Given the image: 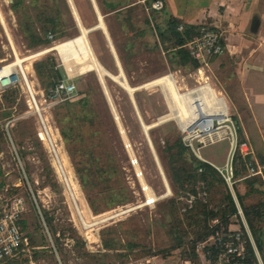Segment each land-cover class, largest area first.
I'll list each match as a JSON object with an SVG mask.
<instances>
[{
	"label": "rangeland",
	"instance_id": "rangeland-1",
	"mask_svg": "<svg viewBox=\"0 0 264 264\" xmlns=\"http://www.w3.org/2000/svg\"><path fill=\"white\" fill-rule=\"evenodd\" d=\"M69 1L79 30L70 29L65 36L50 33L54 36H48L50 43L32 46L20 28L24 14L35 19L31 1L25 0V6L17 11L14 0H0V66L16 57L27 58L49 50L25 64L31 66L29 78L34 81L41 116L57 136L56 144L62 147L69 183L68 186L59 175L54 158L43 143L40 114L25 86L0 95V217L22 199L24 209L18 224L27 239L16 256L2 264H131L156 253L179 251L186 255L194 246L203 254L204 242L227 226L246 231L238 210L227 219L222 214L230 191L223 180L198 179L183 185L178 180V170L190 167L193 156L212 166L224 165L231 154L228 136L232 130L222 124L213 136L214 143L195 142L194 148L186 149L183 157L174 162L179 150L175 143L181 141L184 145L178 125L184 117L177 116L179 104L172 91L163 85H152L131 93L115 79L123 74L126 83L136 87L171 74L180 93L205 84L192 64L179 65L174 59L173 41L163 42L159 31L168 28L170 19L164 17L163 11H147L141 0H109L119 7L111 11L104 6V12L97 4L96 18L87 0H77L81 14L74 1ZM95 20L105 27L91 29L87 36L106 74L101 77L95 70L83 74L68 72L80 97L60 103L51 101L49 93L55 83L44 87L35 63L53 58L63 70V79H68L65 68L68 71L76 64L54 48L75 38L83 28L88 30ZM205 73L210 74L208 66L202 75ZM86 96L90 104L84 112L78 102ZM64 106L69 108L63 121L74 124L83 138L77 144L110 165L113 160L117 163L118 172L113 176L119 181L114 186L116 191L124 186L123 191L102 194L99 187L87 190L83 186L55 117L57 108ZM87 113L93 120L76 119ZM73 115L76 116L71 123ZM236 128L233 133L240 144L242 136ZM254 135L250 134L249 140L244 136L253 152L243 155L239 150L242 157L234 185L237 196H243L239 201L247 224L244 206L264 205V145ZM126 143L131 144L129 149ZM130 155L138 159L137 166L132 165ZM256 162L262 166L263 174L253 176L249 164ZM144 185L148 189L143 190ZM96 196L98 212L89 200ZM151 198L155 201L150 202ZM254 222L263 230L260 254L264 260V217L255 214ZM205 232L212 235L201 241ZM106 240L110 246H105Z\"/></svg>",
	"mask_w": 264,
	"mask_h": 264
},
{
	"label": "built area",
	"instance_id": "built-area-1",
	"mask_svg": "<svg viewBox=\"0 0 264 264\" xmlns=\"http://www.w3.org/2000/svg\"><path fill=\"white\" fill-rule=\"evenodd\" d=\"M141 1L145 3L147 11H161L165 6L164 0ZM49 37L53 39L54 36L50 34ZM186 46L190 50L191 56L200 63V67L197 68L200 78L204 80V83H208L207 80L204 79L205 74L202 75L205 66L209 65V61L213 56L220 55L225 50L220 30L215 26L204 24L201 26L199 34L190 40ZM16 61L17 57L15 61L0 66V95H3L4 92L17 86H25L29 97L35 105L36 110L40 114L42 122L41 133H44L48 140L47 146L44 142L43 143L49 149L54 161L62 170L64 179L69 186L67 177L64 173V168L61 164L58 145L53 138L52 131L41 116L36 99L37 91L34 85L31 84L32 80L29 78V72L26 70L25 62L23 61L14 66L13 70L6 69L8 65H11ZM79 97L80 93L77 85L70 79H62L56 82L49 93V99L56 103L75 100ZM187 106L190 109L191 104L187 103ZM208 110L212 114L206 113L201 103H194L191 114L186 116L178 124L183 136L182 139L186 146L194 148L195 142H199L203 145H207L208 142L214 143L215 141L213 136L219 133L217 130L221 128L222 124L224 123L228 129L232 130L230 131L231 136H228L231 144V154L229 159L222 166H218L216 164H213V166L224 178L227 186L230 189L238 213L241 215L245 224L247 238L254 249L256 262H250L247 258V239L244 237L243 232L241 230L229 229L228 232L224 234L217 232L204 242V247L206 248V250L203 252V256L205 258L204 264H264V260L261 257L254 237L245 220L242 206L234 188L236 183L234 169L235 153L239 149L243 155H249L253 152V150H251V146H249L247 142L239 144L237 134L233 133V129L236 128L234 119L232 115L230 116V113L227 109L222 121H220L216 115L220 112L218 103L213 102L211 105H209ZM125 145L127 149L131 147L130 143H126ZM130 160L134 166L139 164L138 159L134 155H130ZM262 169V166L258 162H256V165L252 163L249 164L250 175L254 176L263 174ZM137 174L140 175L141 173L137 172ZM146 189H148V187L144 185L143 190ZM23 209L24 202L22 199H20L13 204L10 210L6 211L0 217V261L5 257L16 256L20 247L27 241L21 227L18 224L19 216Z\"/></svg>",
	"mask_w": 264,
	"mask_h": 264
},
{
	"label": "trees",
	"instance_id": "trees-1",
	"mask_svg": "<svg viewBox=\"0 0 264 264\" xmlns=\"http://www.w3.org/2000/svg\"><path fill=\"white\" fill-rule=\"evenodd\" d=\"M24 1L25 0H14L13 8L18 11L20 6L23 7L25 6ZM30 1H31V5L34 7V10L36 12L35 19L30 14L27 13L24 14L22 17V21L20 22V28L21 31L26 35L32 46H39L42 44L50 43L48 40V36L50 33H58L60 34V36H65L68 35V31L70 29H74L76 31L79 30V26L76 21L69 0H30ZM39 1H41L40 5L38 4ZM73 1L76 5L78 12L81 14L77 0H73ZM96 2L102 12L105 11L104 6L107 7L109 6L111 11L112 10L114 11L119 7L118 3L111 2L109 0H96ZM87 3L96 18L97 12L93 6L92 1L87 0ZM82 22L87 26L86 21L85 19H83V17H82ZM97 24H98V20L97 21L95 20V22L92 25H90L88 28L96 26ZM200 28L201 27L199 26L186 25L182 29H180V21L175 18H170L168 28L165 31H161V30L159 31V34L164 43L166 41H173V47H174L173 49H175L176 51L174 53V59L178 61L179 65H186L190 63L192 64L194 69L200 67V63L191 56L190 50L186 46V44L190 40H192L196 35L199 34ZM35 70L42 84H44V87H49L64 78L63 70H61L56 65V63L53 61V58H48L35 63ZM97 81L99 82L98 78ZM99 86H100V82H99ZM6 92H4L3 95ZM137 94L138 93L136 92L135 93L136 99H138ZM78 104L82 107V110L85 112L87 106H89L90 104V101L86 96L83 97L81 100H79ZM68 106L57 108L55 117L60 127L63 138L69 146L70 155L76 166V170L80 176V180L83 186L87 190H92L93 188L97 189L99 187V189H101V191L99 192L102 194L110 193L112 191L111 193L114 195V193L117 194L118 191L120 192L123 191L125 189L124 186L118 188V191H116L117 188L114 186L115 182L119 181L118 178L115 179V177L113 176V173L118 172V165H116L117 163H115V161L113 160L112 164L110 165L107 163V161H102L98 156H95L93 152H88L87 149L80 147L77 144V141H83V138L81 137L79 131L75 128V126H73L74 124L69 125L70 124L69 123L68 125H66L65 122L63 121V118L67 117V111L69 108ZM61 109H64L65 112L61 113ZM75 116L76 115H73L71 117V123H73ZM76 119L93 120V117L87 113L84 114V116L82 117L76 116ZM237 130L238 132H240V135L242 136V139L240 141L241 144L244 142L243 131L239 125H237ZM171 147L173 148L174 146ZM175 147H177L179 150L174 154V156H177V159H174V162H178V160L183 157L184 151L186 149L190 150V148L185 144L183 145L181 141L175 143ZM241 157L242 154L238 149L234 156L235 177H237L239 174L237 164L238 161L241 159ZM178 174L181 175V176L179 175L178 180L179 182L181 181L182 185L185 182L191 183L192 181H197L198 179L210 182L213 179L219 178L225 182L224 178L221 176V174L218 172V170L215 167H213L210 163L200 160L195 156H193L192 158L191 166L190 167L184 166V168H180L178 170ZM238 198L240 200H243L242 194H238ZM98 199H99L98 196L94 198L92 197L89 198L90 204L94 209V211L96 212L100 211L96 203ZM226 201H227V205L226 208L222 211V214L227 219L228 216L237 214V207L230 191L227 193ZM244 211L252 235L254 237L255 243L259 251H263V230H259L255 225L254 215L256 214L260 218H263L264 205L262 204L252 207L244 206ZM228 230L229 228L227 226L226 228H224V230H220V233L222 234L227 233ZM241 231L243 232L244 237L247 239V258L250 262H256L255 252L252 247V244L249 242L247 238V233L244 228H242ZM208 235L211 236L212 234L211 235L209 233L206 234L205 232L203 236H200V240L205 241L209 237ZM104 244L105 246L111 245V243L108 240H106ZM186 255L190 259H192L196 264H201L199 253L197 252L195 246L193 247L192 252L189 254H187L186 252ZM12 258L13 257H5L1 260L2 261L1 263H4Z\"/></svg>",
	"mask_w": 264,
	"mask_h": 264
},
{
	"label": "crops",
	"instance_id": "crops-1",
	"mask_svg": "<svg viewBox=\"0 0 264 264\" xmlns=\"http://www.w3.org/2000/svg\"><path fill=\"white\" fill-rule=\"evenodd\" d=\"M91 1L96 10V0ZM164 2V9L161 10L164 17L179 20L180 29L186 25L201 27L209 24L220 30L225 50L210 59L208 65L210 74L205 73L204 77L208 82L205 84L222 98L225 108L230 113L231 109L233 110L231 114L235 116V123L241 127L243 135L249 140L250 134L253 133L264 145V0H164ZM124 7L123 5L122 8ZM65 69L70 79L67 68ZM146 84L142 87H146ZM132 89L134 92L135 88ZM131 101L133 103L132 97ZM213 102L218 103L220 110L224 109L217 99H212L210 105ZM199 257L200 263L204 264L203 254L199 253ZM131 264L196 263L187 255L172 251L156 253Z\"/></svg>",
	"mask_w": 264,
	"mask_h": 264
},
{
	"label": "bare ground",
	"instance_id": "bare-ground-1",
	"mask_svg": "<svg viewBox=\"0 0 264 264\" xmlns=\"http://www.w3.org/2000/svg\"><path fill=\"white\" fill-rule=\"evenodd\" d=\"M98 27L104 29L105 26H104L103 22H101V24ZM89 31L90 30H86L83 28L82 32L80 33L79 36H77L73 39H69L67 41H64L62 43H59L54 49L58 50L59 54H61L62 56H66L69 60L70 59L74 60V62L76 64V68L72 67V68L68 69V72L76 73V74H83L87 71L95 70L100 74L101 77H103L104 74H106V71L103 68V66L100 64V62L98 61V59H97V57L93 51V48L91 47L90 41H89L88 36H87ZM47 51H49V50H45L43 52H40L36 55H32V56L24 58V59L17 57V61L11 65H8L6 67V69H12L13 70L14 66L18 65L19 63H21L23 61L24 62L29 61L31 58H33L37 55H41ZM26 70L28 72H31L30 64L26 65ZM115 79L120 81L129 92H131V93L133 92L132 87H130L126 83V80H125L123 74L119 78L115 77ZM175 82L176 81L174 80V78L171 75H166V76H162V77L155 79L154 81L146 84V86L163 85V86H166L167 88H169L172 91L174 100L179 104V114L177 115L179 117H180V115H182L183 117H186L189 114H191L194 103L195 104L201 103V105H202L203 109L206 111V113L212 114L208 110L209 105H210L212 99H217L222 104V107L224 109H221L220 112L216 115L220 121L223 120L224 115L226 113L224 101L222 100V98H220L219 96L216 95L214 90L211 89V87L208 84L201 85L195 89H189L184 93H180L176 88ZM33 83L34 82L32 81L31 84H33ZM187 103L191 104L190 109L186 106ZM49 128L52 131V128L51 127H49ZM52 133L54 135L53 136L54 140L55 141L58 140L55 133L53 131H52ZM42 137H43L44 143L47 146L48 140H47V137L45 136L44 133H42ZM58 152H59L61 164L64 168V173L67 177L65 165H64V160L62 157V147L60 145L58 146ZM55 164L57 165V170H58L59 175L64 178V174L62 173V170L59 168V166L56 162H55ZM154 200L155 199H151V202Z\"/></svg>",
	"mask_w": 264,
	"mask_h": 264
},
{
	"label": "water",
	"instance_id": "water-1",
	"mask_svg": "<svg viewBox=\"0 0 264 264\" xmlns=\"http://www.w3.org/2000/svg\"><path fill=\"white\" fill-rule=\"evenodd\" d=\"M99 25H100V23H98L95 27L89 28L88 30H91V29H93V28H97ZM101 83H103L102 80H101ZM102 86H103V88L105 87L103 84H102ZM142 86H143V85H141V86H136V87H134V88H135V90H137L139 87H142ZM105 93L107 94L106 91H105Z\"/></svg>",
	"mask_w": 264,
	"mask_h": 264
}]
</instances>
